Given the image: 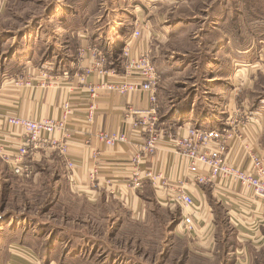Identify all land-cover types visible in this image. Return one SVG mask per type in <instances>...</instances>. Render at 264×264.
Wrapping results in <instances>:
<instances>
[{
	"label": "rangeland",
	"instance_id": "rangeland-1",
	"mask_svg": "<svg viewBox=\"0 0 264 264\" xmlns=\"http://www.w3.org/2000/svg\"><path fill=\"white\" fill-rule=\"evenodd\" d=\"M27 4L28 12L37 16V4ZM59 9H68L69 15H59L53 23L24 18L14 28L27 26L29 36L45 49L56 39L58 49L66 46L76 63L86 52L83 41L102 47L120 63L122 43L143 41L161 77L159 89L166 88L162 97L194 96L197 88L204 91L222 80L214 87L220 85L218 91L226 93L231 87L238 94L236 112L230 116L244 117L241 121L251 119L241 109L243 101L254 104L264 98V0H60ZM137 30L141 35L133 38ZM99 33L102 40L94 44ZM107 41H113L111 48L104 45ZM216 98L210 101L216 104ZM164 105L158 103L161 130L180 124L166 116ZM213 106L220 112L215 121L192 127H225L229 115ZM62 169L60 159L43 157L33 175L23 179L0 158V264H7L14 255L10 250L20 246L40 253L45 263L52 250L72 249L94 264H233L235 233L226 212L213 202L216 253L204 258L200 238L181 226L183 211L178 205H160L149 198L143 211L133 213L113 197L93 198L73 189ZM60 233L67 242H53ZM255 264H264V252Z\"/></svg>",
	"mask_w": 264,
	"mask_h": 264
},
{
	"label": "crops",
	"instance_id": "crops-1",
	"mask_svg": "<svg viewBox=\"0 0 264 264\" xmlns=\"http://www.w3.org/2000/svg\"><path fill=\"white\" fill-rule=\"evenodd\" d=\"M34 2L39 8L34 12L37 16L27 9V3ZM59 2L60 0H0V141L6 153L12 158L16 156L25 138L22 129L11 127L7 123L8 117L31 120L61 119L65 113V105L69 104L71 115L68 119L67 146L68 159L74 164V170L70 172L60 152L50 148L35 152L27 161L32 162L35 167L43 157L60 159L63 164L62 174L67 175L73 189L86 192L93 198L101 195L113 197L133 213L143 211L150 201L149 198L156 199L160 205H167L163 191H157L149 182H145L141 189L129 187L134 171L131 170V159L142 148L143 138L130 131L131 142L115 147L106 146L98 138L101 132L114 133L129 129L136 118L133 116L134 112L149 107L148 95L143 93L120 96L101 92L97 97L90 93V86H95L103 80H112L114 73L117 77L123 74L120 61H113L109 52L103 51L102 47L103 50L96 45H90L93 43L89 41H83V49L86 52L85 55H80L76 63L66 46L64 49L60 47L63 50L58 49L55 45L56 39L45 49L39 44V40L34 41L29 36L28 29H25L27 26L22 29L14 28L15 23L24 18L43 19L45 23L50 19L53 23L59 15H69L68 9L60 11ZM66 28L71 31L69 27ZM100 33L97 39L93 37L94 44L102 40L103 34ZM112 42L107 41L104 45L109 43L111 48ZM127 44L122 43V46ZM130 46L137 52L144 51L147 47L143 41L135 44L133 41ZM92 49H99L105 54L108 52L106 56L109 73L104 77L96 72L89 75L83 73L85 68H91L94 61L90 58ZM118 63L121 68L117 66ZM165 76L162 78L167 80ZM216 83H222V80H215V84L205 86L204 91L197 88L194 96L182 95L177 100L171 96L162 97L161 94L166 92V88L159 89V105L164 102L166 116L176 119L180 124H171V128L162 130L160 152L157 156H145L140 165L142 172L152 170L171 180L189 175L188 162L176 154L167 134L171 131L182 134L192 125L212 123L220 113L213 105L224 108L229 116L236 112L234 108L238 94L231 87H227V93L218 91L217 87L220 85L214 87ZM216 88L214 93L208 92L209 89ZM209 95L210 98L218 97V103H212ZM258 101L254 104L249 99L243 101L241 109L251 117L243 131L246 140L234 143L229 154L230 161L242 168H249L243 149L245 144H250L258 155L264 157V98ZM92 106L95 107L93 123L88 125L87 119ZM189 191L196 204V236L200 238V247L204 249L200 255L209 258L216 253L217 220L213 202L226 212L229 226L235 233L236 247L234 252H230L234 259L233 264H241L237 260L241 257L246 258L247 262L244 264H255L257 255L264 252V203L256 200L252 193L244 191L240 186H233L222 179L214 186H190ZM179 207L183 214L188 212L182 206ZM61 235L63 233H60L59 237L54 236L53 242L63 239ZM63 241L67 242L65 239ZM18 249L10 250L14 255H10L7 264H94L92 260L83 261L85 254H77L72 249L52 250L49 256L46 255V263L40 253L27 246H20ZM229 256L226 254V259Z\"/></svg>",
	"mask_w": 264,
	"mask_h": 264
},
{
	"label": "built area",
	"instance_id": "built-area-1",
	"mask_svg": "<svg viewBox=\"0 0 264 264\" xmlns=\"http://www.w3.org/2000/svg\"><path fill=\"white\" fill-rule=\"evenodd\" d=\"M141 32L136 31L133 38L140 37ZM94 61L91 68H85L84 74L104 77L109 71L106 69L108 59L99 49H94ZM123 74L110 81H101L95 86H90V93L97 97L101 92L115 93L120 96H129L137 93L148 95L149 107L145 110L135 111V121L129 129L122 132H101L98 138L108 147L131 142L129 132L143 138L144 144L138 153L131 159L133 179L129 187L141 189L145 182L156 189L163 191L166 203L182 206L188 212L183 214L181 226L187 234L196 233L195 210L196 204L189 191L190 186H214L222 179L233 186H240L244 191L252 193L254 198L264 203V157L258 155L250 144H245L243 149L248 160L249 168H242L230 161V151L236 142H245L243 131L247 128L248 121H241L242 116H229L225 127L221 129H201L193 126L185 129L183 133L168 132L167 138L173 144L178 156L188 162V176L176 180L166 178L162 173L152 170L142 172L140 165L145 156H157L163 132L160 129L158 106V91L161 77L153 64L151 53L148 50L135 51L130 43L124 46L121 55ZM95 107L92 106L87 119L88 125L93 123ZM71 110L69 104L65 105V113L61 119L46 118L31 120L21 117H8L7 123L24 132V140L13 158L5 151L0 141V158L7 164L13 175L27 179L34 173V165L27 159L41 149L50 148L60 152L65 159L67 168L71 171L75 166L68 159V119ZM246 120V119H245ZM245 127V128H244ZM142 175V177H141ZM241 264L246 263V258L237 259Z\"/></svg>",
	"mask_w": 264,
	"mask_h": 264
}]
</instances>
